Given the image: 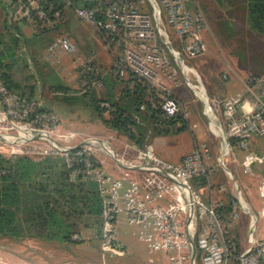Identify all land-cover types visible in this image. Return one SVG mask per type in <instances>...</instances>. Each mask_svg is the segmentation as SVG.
Here are the masks:
<instances>
[{"label": "built area", "instance_id": "1", "mask_svg": "<svg viewBox=\"0 0 264 264\" xmlns=\"http://www.w3.org/2000/svg\"><path fill=\"white\" fill-rule=\"evenodd\" d=\"M20 15L34 30L52 23L45 10L44 0H19ZM168 27L180 50L163 27L161 10L156 0H66L77 17L91 25L108 44L114 43L121 51L113 68V77L121 79L129 71L156 91L157 100L149 103L159 108L167 117L180 114V103L170 95V87L192 84L197 74L182 58L199 57L204 50L201 33L207 22L196 0H161ZM148 6V7H147ZM150 8V11H149ZM55 20L62 15L55 12ZM76 47L68 36L52 40L44 57L72 55ZM81 67L86 76L98 78L97 66L83 61ZM95 79L102 86L101 79ZM93 80V79H92ZM92 85V84H91ZM245 93L250 96L252 110H246L241 100L227 97L220 101L226 134L243 157L240 166L251 176L259 175L260 208L256 214L243 198L241 186L226 167L225 156L236 163L234 152L223 149L217 156L232 181L231 200L227 211L221 202H206L203 198L210 188L209 176L214 174L210 151L201 144L180 161L171 162L155 155L146 145L129 162L131 168L140 170L138 175L113 177L95 162V151L84 142L106 149L97 139H81L74 132L61 130L58 115L41 107L32 97L9 89L0 71V158L13 160L19 156L32 159L61 158L69 170L71 181H91L98 188L101 199L99 246L101 263L105 255L112 257L117 246V222L119 214L126 215L131 234L147 244L149 252L175 251L169 255V264H193L196 256L201 264H264V153L251 149L254 136H264V78H249ZM100 106L109 108L108 102ZM144 109V105L140 106ZM97 143V144H94ZM228 148V147H227ZM256 170H260L256 173ZM8 172L0 169V174ZM206 180L204 190L194 188L196 179ZM222 191V190H221ZM238 210L250 215L248 246L237 255L232 230L238 220ZM263 221V230L257 227ZM82 233L71 236L73 242H83ZM194 245L192 244V241ZM167 254V253H165ZM90 264V263H86Z\"/></svg>", "mask_w": 264, "mask_h": 264}, {"label": "rangeland", "instance_id": "2", "mask_svg": "<svg viewBox=\"0 0 264 264\" xmlns=\"http://www.w3.org/2000/svg\"><path fill=\"white\" fill-rule=\"evenodd\" d=\"M156 1L161 10L163 27L168 31L169 36L173 40L174 35L172 30L167 25L165 12L160 4L161 0ZM207 2L210 4L208 9H204L199 2L197 3L204 13L206 22L209 26L212 21H219L223 26H230L229 20L235 19L241 23L243 19H248L245 0H207ZM14 11L15 10H13V12ZM6 20L11 23L17 21L19 23L26 22L28 29H26V33H23V29H20V31L15 29L16 24H13L11 28L9 27L1 39L0 53H3L2 56L5 58L4 56L5 52H7L6 49L8 45L13 44L11 37L13 35L15 36L16 33H20V35L25 38L31 36L33 41L35 38V45L38 48L34 53H29L27 56V54L21 49H14L15 52L13 51L12 53L13 57L8 58L6 61L16 64V72L20 74L22 81L27 78L26 83H32L39 90H41V99L47 107L52 108L58 115L61 130L74 131L78 135L86 138L94 136L109 139V135H112L113 139L109 140L110 144L113 146H116V144L120 145L119 141H121V138L113 131L114 129L110 128L109 130H105L106 126L104 125L103 120L104 118H110L109 112H105V117H102L95 109L96 101L106 95L103 91L100 92L103 86L98 87L97 82L94 81L97 77L92 78L93 80L90 82V84H92L90 87L91 89H89L87 94H84L87 92V85L83 82L84 72L81 67V63L83 61L93 62L97 66L99 72L97 79H103L105 78L104 74H106L103 70H109L112 67L114 57H119L121 55L120 49L114 43L109 42L107 44L96 29L79 19L73 9L68 5L65 6V12L62 18L60 20L53 21L50 26H46L45 32L36 37L34 35V28H32L30 24L21 17L20 10L17 16L14 15V17H10V14H8ZM9 22L8 24L11 25ZM24 24L21 25L23 26ZM75 26L78 29L80 27L82 32L75 29L76 34H72L73 27ZM251 29L252 32L249 34L248 38L250 37L252 39H249L252 44L253 42L257 43L258 52L254 55L251 51L252 59L250 62L257 66V64H259L258 61H262L264 59V44L262 38L264 35L252 27ZM65 35H68L72 41L75 42L76 53L72 55L61 54L58 55V58L49 57V59H46V57L43 56V52L45 54L47 45L52 40ZM173 46L180 50L178 43L174 40ZM110 47L113 49V54L109 49ZM19 52H21L20 55L22 58H20ZM182 58L187 66L193 67L197 73L200 74L199 67L196 64L199 57L187 59L182 54ZM112 75H110V77H112ZM114 82L117 84V87H115V99H119L120 91L124 87L126 81H120L117 79V81ZM186 86L187 85L184 82V85L179 87L177 91L179 94L180 92L182 93L183 101L186 106L185 110L187 111V115L191 117V123H193V121L197 123L203 132V130L205 131L204 124H206V117L203 113L202 104L193 91L188 90ZM106 91L110 92L109 95H114L113 88L110 89L108 86L106 87ZM257 142L258 147H264V136L258 138ZM199 143H205L206 147L210 151L211 163L214 169V174L209 176L210 188L205 189L203 198L206 202H208L209 199L217 200L219 198L221 200L222 197L224 198L226 196V192H228L232 181L227 179L222 166L217 163L216 157L220 154L219 151L217 154V142L213 140L209 134L207 135L205 131V136L203 140L199 141ZM87 145L95 152L100 150L98 146L91 144V141H89ZM250 145L253 150L252 140L250 141ZM234 152V157L236 158L235 165L231 163V156L228 155L225 156L226 167L231 170L240 184L242 196L250 205L251 212L256 214L260 208L258 186L261 177L259 175L251 176L244 172L243 168L240 166L243 155L241 152H238L237 149L234 150ZM101 157L106 161H113L111 157L105 155H101ZM104 170L111 176L115 175V173L110 172L105 168ZM259 171L260 170H256V173H259ZM194 188L196 187L194 186ZM116 222L120 232L122 231L118 236L120 237L122 234V237L128 240V244L132 245L134 248H138V251L141 252V254H138L140 258L145 260L162 258L165 264H169L168 256L176 254V252L172 250L168 252L160 251L152 252L151 254L147 253L145 245L139 242L136 237L131 235L130 228L125 221L124 213L117 216ZM249 222L250 215L242 210H238V220L232 230L235 236L236 247L233 252L235 255L241 253L243 249L248 246L247 239ZM257 227L259 231L262 232V220H258ZM98 229L99 223L96 218L83 215L81 232L83 233L84 240L80 243H59L55 241L44 242L35 239L16 240L0 237V264H66L70 255L75 256L76 264H84L85 262L90 264L99 263L102 261L101 255L97 256L98 252H95ZM124 230L126 231L125 234ZM55 246L58 247L55 249ZM116 259L117 258H112L108 255H105L104 257V261L107 264H111V262ZM135 260V258L130 259L129 257H126V262H135ZM195 264H201L198 256L195 258ZM231 264H234V260L231 261Z\"/></svg>", "mask_w": 264, "mask_h": 264}, {"label": "trees", "instance_id": "3", "mask_svg": "<svg viewBox=\"0 0 264 264\" xmlns=\"http://www.w3.org/2000/svg\"><path fill=\"white\" fill-rule=\"evenodd\" d=\"M70 1L77 3L78 0ZM196 2L204 9H208L210 5L207 0ZM245 4L250 26L264 35V0H245ZM44 5L53 22L55 12L58 11L63 16L66 0H44ZM5 10L0 5V42L7 29L15 24L6 20L8 14ZM15 29L18 30L16 27ZM45 29L46 27L36 30L35 37L43 34ZM11 41L13 44L8 45L5 58L0 53V71L6 86L14 91L8 82L9 63L6 60L12 55L9 51L13 53L19 47V41L14 35ZM127 74L119 99L110 94L106 100L95 103V109L100 116L109 112L110 118L103 120L105 125L121 131L131 142L142 147L148 130L159 135L167 133L178 122L184 124L180 114L167 117L159 108H154L149 101L152 98L157 100L156 91L133 73L128 71ZM86 78L89 84L84 94L89 92L92 80L88 75ZM101 102H108L109 108L101 107ZM141 105H144L143 110L140 109ZM135 115L140 118L139 122ZM0 169L8 171L0 174V237L77 243L71 241V236L81 233L83 215L96 218L100 227L102 205L96 184L91 181H71L69 170L61 158H0ZM205 183L204 178H199L193 185L197 187ZM221 200L228 211L231 196L226 194Z\"/></svg>", "mask_w": 264, "mask_h": 264}, {"label": "crops", "instance_id": "4", "mask_svg": "<svg viewBox=\"0 0 264 264\" xmlns=\"http://www.w3.org/2000/svg\"><path fill=\"white\" fill-rule=\"evenodd\" d=\"M0 5L2 7L3 6L5 7L6 9L5 11L7 12V14H10V17L11 16L14 17V15L17 16L20 10L19 0L17 1L0 0ZM13 10L15 11L13 12ZM229 23L230 26H226V25L223 26L220 24L219 21H212L210 23V26L207 24V28L201 33V41L204 45V50L196 61V64L200 70V74L197 73V71L193 67H191L196 72L197 77L196 78L192 77L191 85L186 84L187 89L193 91V93L197 96L198 100L202 104L203 113L206 117V124H204V128L207 135L209 134L211 138L217 142V147H216L217 154L218 151L221 154V151L223 149L231 148L233 152L234 150H236L233 141L229 139L226 134L227 126L224 120L222 105L220 101L227 97H236L239 98V100H241V105H243L246 110L249 111L252 110L250 96L247 93H245L246 81L249 78H256V79L264 78V59L262 61H258L259 64H257V66L253 65L250 62V60L252 59L251 51L252 54L254 55L258 51H257V43L253 42L252 44L250 41L252 39L250 37L248 38L249 34L252 32L248 19H243L241 23L238 20L232 19L229 20ZM15 24H16L15 27L18 28L19 31L20 29H23L22 30L23 33L27 32L26 29H28V25L26 22L19 23L17 21L15 22ZM21 24L24 25L22 26ZM75 29L78 28H76V26L73 27L72 34H76ZM78 30L82 32L80 27ZM15 36L19 41V47L17 49H21L23 52L27 54V56L29 53L31 54L34 53L38 48L35 45V38L33 41L31 36L25 38L21 36L20 33L18 34L16 33ZM262 38L264 44V36ZM109 49L113 54V49L111 47ZM9 53L12 54V51H9ZM20 53L21 52H19V55ZM43 56H44V52H43ZM11 57L13 56L9 55L8 58ZM20 58H22L21 55ZM117 58H118L117 56L114 57L113 65L109 70L108 69L105 71L103 70V72L106 74H104L105 77L103 78L104 85L102 84L103 88L102 90H100V92L103 91V93L106 95L101 97L99 100H106L108 98L110 93L109 91H106V87L108 86L110 87V89L113 88L114 96L116 95L115 87H117V84L114 81L117 80L114 79L112 75L113 73L112 71L117 61ZM8 63H9V68L7 70L8 82L9 84H11L14 91L35 98L40 102L42 108L54 111L52 108L47 107L42 101L41 90H39L32 83L29 84L26 83L27 78L24 79V81H22L21 79L22 77H20V74L16 72L15 69L16 64H14L13 62H8ZM126 71L123 72V77H122V79L125 81L128 77L127 74L128 71L127 72ZM110 75H112L113 78L110 77ZM183 85L184 83L181 86ZM181 86L170 87L169 93L180 103V107L182 108L180 110L181 111L180 115L184 119V124L182 125V123L178 122L176 126L171 128L167 133L159 134V135L152 134L151 130H148L145 137V142L142 147H138L136 144L131 142L126 137V135H124L121 131H118L116 129H114L113 131L116 132L117 136L121 138L120 139L121 141H119L120 145L116 144V146L111 145L109 142L110 139H113L112 135H109V139H104L102 137H94V136H90L86 138L78 135L74 131H65V130L63 131L76 133L78 136L77 140L97 139L104 142L106 144V149L103 148V150L95 152V159L103 168L107 169L110 172L115 173V175H112L114 177L123 176L122 172L128 173V175H138L140 170H138L137 168H131L129 166V162L133 160L136 153L142 150L146 145H150L152 147L157 157L171 162H178L181 160V158L184 155L190 153L195 148L199 147L201 145L199 141L203 140L205 136V131L203 130L202 132V130L199 128V125L194 121L193 123H191V117L187 115V111L185 110L186 106H185V102L183 101L182 93L180 92L181 94L180 95L177 91V89ZM105 115L106 114L103 113L101 116L105 117ZM104 119H108V118H104ZM135 119L137 120V122H139L140 120V118L137 115H135ZM105 126H106V129L104 128L105 130H109L111 128L107 125ZM258 138L260 137L254 136L251 139L254 148L253 150L257 153L262 154L264 153V147L257 146ZM101 155L111 157L113 161L112 162L106 161L104 158L101 157ZM226 177L230 181V178L227 176V174ZM204 186L205 185H200L197 186L196 188L204 190L205 188ZM230 189L231 186L229 187V190L226 193L231 196ZM212 202L222 203V200H220L219 198L217 200L212 199ZM124 216L126 221V215L124 214ZM121 232L117 224V236H116L117 246L116 249H114L113 252L114 255L112 256V258H117V259L112 261L111 264H165L162 258H157L155 260L153 259L145 260L140 258L138 254H141V252L138 251V248H134L132 245L128 244V240L123 238L122 234L120 235V237L118 236L119 233ZM99 233H100V227L98 229V235L96 236L97 239L95 243V252L96 251L98 252L97 256L101 255L100 246H99ZM125 233L126 231L124 230V234ZM136 239L145 245L147 253L149 254L152 253L149 252L146 243L140 241L137 237ZM57 247L58 246H55V249ZM126 257H129L130 259L135 258L136 260L135 262H126ZM75 260H76L75 256L70 255L66 264H76ZM99 263H101V261ZM84 264H86V262ZM193 264H195V262H193Z\"/></svg>", "mask_w": 264, "mask_h": 264}, {"label": "water", "instance_id": "5", "mask_svg": "<svg viewBox=\"0 0 264 264\" xmlns=\"http://www.w3.org/2000/svg\"><path fill=\"white\" fill-rule=\"evenodd\" d=\"M89 142L87 141V142H84V144L85 145H87ZM192 241V244L194 245V242H193V240H191Z\"/></svg>", "mask_w": 264, "mask_h": 264}, {"label": "bare ground", "instance_id": "6", "mask_svg": "<svg viewBox=\"0 0 264 264\" xmlns=\"http://www.w3.org/2000/svg\"><path fill=\"white\" fill-rule=\"evenodd\" d=\"M95 144V143H94ZM98 148V147H97Z\"/></svg>", "mask_w": 264, "mask_h": 264}]
</instances>
